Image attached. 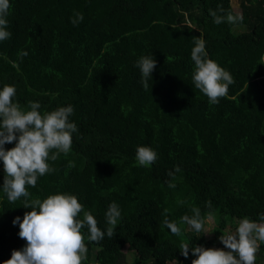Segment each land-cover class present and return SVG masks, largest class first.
Returning <instances> with one entry per match:
<instances>
[{
    "label": "trees",
    "instance_id": "1",
    "mask_svg": "<svg viewBox=\"0 0 264 264\" xmlns=\"http://www.w3.org/2000/svg\"><path fill=\"white\" fill-rule=\"evenodd\" d=\"M9 3L0 90L14 86L13 102L25 111L38 102L42 115L71 105L77 127L69 152L47 161L53 171L26 186L28 199L74 195L94 216L105 236L92 242L81 229L88 249L82 264H125L128 255L131 264H191L196 257L191 250L182 256V243L229 251L220 236L234 233L245 217L262 222L264 0H237L238 14L229 0ZM211 11L243 20L216 24ZM75 13L83 14L76 25ZM193 38L203 39L208 58L233 77L217 104L193 84ZM142 56L156 61L147 88L137 67ZM139 146L156 152L150 166L138 164ZM4 177L0 161V264L26 247L12 221L31 211L24 197L8 201ZM112 203L121 216L110 238L105 213ZM194 208L203 228L212 220L207 238L181 220ZM165 218L177 223L179 236ZM258 243L255 264H264V242Z\"/></svg>",
    "mask_w": 264,
    "mask_h": 264
},
{
    "label": "clouds",
    "instance_id": "2",
    "mask_svg": "<svg viewBox=\"0 0 264 264\" xmlns=\"http://www.w3.org/2000/svg\"><path fill=\"white\" fill-rule=\"evenodd\" d=\"M9 8V0H0V41L11 36L7 30ZM210 14L216 24H235L243 20L242 15H218L216 11H211ZM70 20L76 25L83 21V14L75 13V18ZM193 42V84L210 103L217 104L219 98L227 95L229 85L234 83L233 77L208 58L203 39L193 38ZM21 55L26 56L27 53L22 52ZM137 67L141 72L142 85L147 88L148 79L152 80L151 74L156 61L153 56H142L137 61ZM15 94L14 86L5 85L0 90V161L3 162L5 173L2 190L9 202L24 197V208H30L31 211L24 214L22 222L20 217L12 221L14 225L19 224L18 235L26 241V247L13 251L11 258L4 264H82L87 258L88 249L81 229L87 228L88 239L92 242H99L105 236V232L98 228L94 216L84 210L74 195L55 194L43 200H29L30 193L26 189V186H36L38 176L53 171L47 162L49 158L55 161L58 153L69 152L72 133L77 131L75 123L69 120L74 109L69 105L42 115L38 111L40 104L29 102L30 110L25 111L18 103L13 102ZM14 141L15 146L6 151L4 145ZM53 149L57 152L49 157ZM156 159L157 154L151 148L139 146L136 149V160L140 166H150ZM175 171L179 172L180 169L177 167ZM174 186L169 184V187ZM81 212L83 218L78 219ZM193 212L192 217L185 215L181 220L196 232H201L203 221L200 211L194 208ZM105 215L109 225L106 235L111 238L121 211L116 203H112ZM260 220L262 222L257 223L245 217L239 220L234 233L220 236V242L229 251L206 250L202 246L190 249L189 243H182L180 254L187 258L191 250V255L196 257L191 264H255L258 242H264V215ZM163 223L172 234H181L176 222L165 218Z\"/></svg>",
    "mask_w": 264,
    "mask_h": 264
},
{
    "label": "rangeland",
    "instance_id": "3",
    "mask_svg": "<svg viewBox=\"0 0 264 264\" xmlns=\"http://www.w3.org/2000/svg\"><path fill=\"white\" fill-rule=\"evenodd\" d=\"M230 2V6L232 8V10L235 13H239V9H238V5H237V0H229ZM240 31V30H237ZM212 227V220L210 218L205 220V225L204 228L202 229V235L205 236L206 238L210 236V229ZM123 252H125V250L123 249ZM132 257L131 256H127L126 257V263L125 264H131Z\"/></svg>",
    "mask_w": 264,
    "mask_h": 264
},
{
    "label": "built area",
    "instance_id": "4",
    "mask_svg": "<svg viewBox=\"0 0 264 264\" xmlns=\"http://www.w3.org/2000/svg\"><path fill=\"white\" fill-rule=\"evenodd\" d=\"M228 234H231V232H230V231H228V232H226V234H225V235H228ZM214 250H218V249H214Z\"/></svg>",
    "mask_w": 264,
    "mask_h": 264
}]
</instances>
